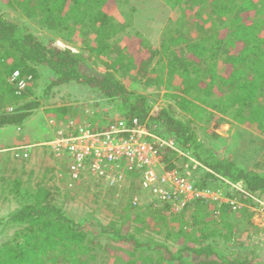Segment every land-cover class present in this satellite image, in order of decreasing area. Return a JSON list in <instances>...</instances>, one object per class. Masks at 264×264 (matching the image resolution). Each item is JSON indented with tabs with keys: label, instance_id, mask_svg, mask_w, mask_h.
<instances>
[{
	"label": "trees",
	"instance_id": "16d2710c",
	"mask_svg": "<svg viewBox=\"0 0 264 264\" xmlns=\"http://www.w3.org/2000/svg\"><path fill=\"white\" fill-rule=\"evenodd\" d=\"M3 1L41 29L64 40L75 35L79 27L89 25L94 39L86 48L94 53L104 50L108 41L125 28L114 21L119 15L126 22L124 14L116 12L123 4L121 0H114L108 13L104 0ZM163 1L180 15V28L168 30L157 48L147 45L144 36L135 31L136 46L111 57L117 63L128 58L140 82L151 86L164 83L175 104L199 120L206 122L213 117L220 124L224 122L221 117L228 116L235 123L255 125L264 132V0ZM190 4L199 6L200 14L211 19L209 30L198 32L199 37L186 31L189 23L183 18ZM176 31L179 34L174 37ZM154 60L163 62L159 74L150 69ZM88 67L84 52L54 40L43 42L25 25L0 13V131L18 129L39 108L40 101L48 98L52 88L74 82L101 93L119 115L117 120L136 121L162 138L174 140L181 150L216 175L201 172L196 182L199 186L220 190L226 198L242 205L233 209L225 202L217 205L194 201L178 213L164 206L170 215L178 214L177 219L163 223L164 230L158 221L151 224L147 220L145 226H134V233H123V225L119 226L116 220L127 219L129 213L106 225L90 217L75 218L54 202L51 188L39 183L27 187L19 175L12 181L0 176L1 194L13 197L3 200L13 207L0 218V228H12L13 232L0 242V264H264V246L250 229L253 213L249 208L255 200L264 199V173L247 170L230 157H221V142L220 146L214 142L205 147L188 122L173 116L169 106L151 104L144 95L128 90L107 74L91 73ZM38 69L51 72L53 77L40 98L20 102L23 99L18 98L12 86L13 74L18 73L15 78L24 81L28 90L36 83ZM197 101L205 108L193 103ZM47 111L57 119L66 114L63 107ZM164 157V166L172 168V157ZM223 180L240 184L243 191L231 192ZM138 218L133 216V224L140 221ZM241 219L248 225V233L244 232L248 242L239 248L230 244L223 254L216 243L224 239V229L235 233L234 223ZM153 230L159 240L148 235ZM253 247L257 250L253 251Z\"/></svg>",
	"mask_w": 264,
	"mask_h": 264
},
{
	"label": "rangeland",
	"instance_id": "374dc122",
	"mask_svg": "<svg viewBox=\"0 0 264 264\" xmlns=\"http://www.w3.org/2000/svg\"><path fill=\"white\" fill-rule=\"evenodd\" d=\"M113 1L104 0L106 13L111 11ZM121 1L123 4L118 9H115H117V14H124L126 22L119 18V15L118 17L115 16L114 21L117 24L122 23L125 25V28L116 37L108 41V45L104 50L97 53L90 52L86 48L94 39L93 34L88 31L89 25L83 26V28L79 27L78 31L76 30L74 33L75 35H72L69 40H64L58 34L41 29L34 21L27 19L19 11L7 6L3 0H0V13L8 19L17 20L19 24L25 25L29 32L33 33L43 42L54 40L76 52H84L89 72L98 75L107 74L124 84L128 90L144 95L149 103L169 106L173 116L176 118L180 117L183 121L188 122L198 140L204 143L205 147H210L214 142L220 146L221 142L223 149L220 150L219 147L218 151L221 157H230L238 165L247 170L264 173V132L262 130L258 129L255 125L246 126V123H235L228 116L221 117L219 114L215 116L221 117L224 121L220 124H217L216 118L213 117L208 118V121L205 120L206 122L201 119L199 120V117L191 116L175 104L173 98L170 97L171 92L167 90L164 83L158 85L152 84L153 86H151L150 84L143 83L145 81L142 82L141 80L140 82L138 76L134 75V67L128 62V58H125L121 63H117L115 61L117 59L114 60L111 57V55L116 57L121 52H126V48L136 46L133 43L136 40L133 36L135 31H139L144 36L147 45L157 48L163 37H166L165 33L168 30L174 31L180 28L182 24L177 23L180 20V15L169 8L163 0ZM190 6V10L185 11V17L183 18L189 24L184 25H186L187 32L193 34L192 36L199 37L198 32L209 30L211 19L209 16L204 17L200 14L199 6H194L193 4H190ZM218 7L221 8V5ZM221 19L222 21L224 20L223 17ZM176 34H179L178 31L173 34L174 37L177 36ZM203 34L204 32H202ZM170 38L172 39V36ZM162 66L163 62L159 63L154 60L150 69H155L156 73L159 74L158 71L161 72ZM51 76L53 77L51 72L38 69L36 83L32 87H29L28 90H24L23 93H19L18 98H21L20 100L23 99L20 102L40 98ZM163 78L162 80L165 81ZM18 84L19 82L12 83L13 88L17 87ZM47 97L46 100L40 101L41 105L39 108L21 127L18 129L6 128L0 131V176L3 178L10 177L12 181V179L15 180L17 175H19L22 183L27 187L33 188L39 183L45 188H51L54 192V202L72 213L75 218L90 217L106 225L119 218L120 215L129 213L130 217L123 220L124 223L120 218L116 220L119 226L120 224L123 225L121 227L123 233L135 232V228L133 227L145 226L147 225V220H151V224L158 221L157 223L162 224L164 230L163 223H167L169 219H177L178 214L170 215L166 207L157 206L149 202L147 194L142 192L138 185L137 175L130 176L120 186L116 185L115 187H107L93 180H86L80 184L69 182L66 176L65 162L54 158L48 147L40 145L50 140L55 133V130L50 128V120L69 119L76 124L85 123L89 124L92 129H97V126L103 127L110 120H117L116 118L119 115L114 112L108 100L101 93L74 82L52 88L48 92ZM193 103L203 106L198 101ZM61 107L66 108V114L63 115V118L50 117L51 115L47 110ZM200 115L204 114L200 113ZM22 145L32 146L29 147L25 157H21L19 155L20 152L17 150H11ZM164 155L172 157L169 160L170 163L173 161L172 155L168 153H164ZM174 162L177 166L184 164L179 159H175ZM13 169H15L14 172H12ZM2 186H5V184ZM1 190L0 188V218L5 216L13 207L11 202L5 203L8 200L3 201L4 198H13L12 195L1 194ZM133 196H137L138 205L131 204ZM185 214H183L184 217ZM133 216L140 219L136 225L133 224ZM153 218L155 220H152ZM143 222L144 224H142ZM246 223L244 219L234 223L237 226L235 233H229V231L223 228L224 225H221L225 230V237L221 239V242L216 243L220 252L225 254V248L230 246V244L233 246L232 248H239L242 243L248 242V225ZM250 229L254 233V236H257L260 231L254 222ZM12 232V228H0V242L4 241L7 235H10ZM148 235L154 240H159V235L154 230ZM216 241H219V239L217 238ZM93 242L95 243V240ZM169 242L173 245L171 240ZM130 245L128 243V246ZM252 250L256 251L257 248L253 247ZM255 263L260 264L259 262Z\"/></svg>",
	"mask_w": 264,
	"mask_h": 264
},
{
	"label": "built area",
	"instance_id": "2783aa9c",
	"mask_svg": "<svg viewBox=\"0 0 264 264\" xmlns=\"http://www.w3.org/2000/svg\"><path fill=\"white\" fill-rule=\"evenodd\" d=\"M15 77L18 73L13 74L11 81L19 82L15 90L21 94L25 90L24 81ZM49 125L55 133L40 145L48 147L54 158L65 162L69 182L80 184L93 180L115 187L137 175L138 185L147 194L149 202L177 213L194 201H210L217 205L225 202L233 205V209L242 205L240 201L226 198L220 190L199 186L196 183L199 174L212 172L181 150L174 140L164 139L136 121L117 120L98 129L69 119L50 120ZM29 147L32 146L22 145L11 150H17L25 157ZM164 153L173 156L171 163L174 166L170 169L164 166ZM175 159L184 164L175 165ZM223 181L231 192L243 191L240 184ZM137 201V196H133L131 204L138 205ZM249 208L264 246V199L255 200Z\"/></svg>",
	"mask_w": 264,
	"mask_h": 264
}]
</instances>
